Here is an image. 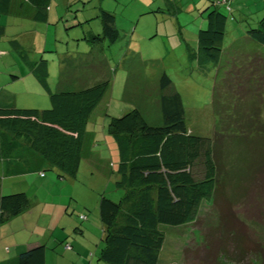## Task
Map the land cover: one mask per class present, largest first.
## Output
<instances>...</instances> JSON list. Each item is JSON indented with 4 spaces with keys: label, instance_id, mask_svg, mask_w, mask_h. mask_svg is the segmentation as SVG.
I'll return each mask as SVG.
<instances>
[{
    "label": "rangeland",
    "instance_id": "1",
    "mask_svg": "<svg viewBox=\"0 0 264 264\" xmlns=\"http://www.w3.org/2000/svg\"><path fill=\"white\" fill-rule=\"evenodd\" d=\"M147 1L51 0L46 22L0 17V24L6 26L0 49L11 52L0 55V106H51L37 74L29 75L42 58L53 91L59 85L76 90L110 80L88 125L97 133L93 154L83 158L77 176L61 178L60 170L47 165L18 179L20 190L16 191L28 194L30 207L0 223V261L17 256L22 250L17 252L16 244L25 243L34 233L41 235L35 241L48 243L45 264H107L99 260L103 245L100 197L104 194L118 201L126 193L116 186L119 152L108 124L111 117L136 107L150 124L161 125L164 73L173 81L166 93L174 89L183 98L190 132L211 140L220 135L217 144L223 152L216 155L222 166L220 188L224 187L220 198L226 200H203L187 223L161 225L165 241L159 264H236L226 259L229 253L249 249L255 241L264 245V44L248 34L264 16V0H231L232 11L224 4L218 6L228 16L218 63L199 52L198 31L211 0H174L163 15ZM101 7L124 11L129 20L124 27L136 30L130 32L131 40L121 37L110 45L107 40L92 43L85 38L102 32L100 17H96ZM76 15L89 23L74 24ZM158 22L170 38L164 32L157 35ZM179 23L185 26L182 30ZM14 40L18 45L14 46ZM0 173L4 180L7 174L1 165ZM204 173L199 161L196 178H203ZM233 176L251 182L247 203L239 199L246 191L244 183L240 186ZM11 182L5 179L4 194L13 193Z\"/></svg>",
    "mask_w": 264,
    "mask_h": 264
},
{
    "label": "trees",
    "instance_id": "2",
    "mask_svg": "<svg viewBox=\"0 0 264 264\" xmlns=\"http://www.w3.org/2000/svg\"><path fill=\"white\" fill-rule=\"evenodd\" d=\"M50 4L51 0H0V16L45 22ZM223 4L232 11L231 0H211L206 25L198 31L202 54L216 63L222 56L227 33L228 16L218 7ZM100 18L102 32L85 38L92 43L107 40L110 45L114 44L120 37L115 14L102 10ZM5 30L6 26L0 25V37ZM248 34L264 44V16L257 27L248 29ZM44 60L35 66V73L47 90L51 106L0 108V159L8 175L41 171L48 165L60 170L61 178L76 177L83 158L93 154L96 135L88 130V125L110 88V80L83 89L58 87L53 91ZM172 85L171 77L164 73L160 80L161 125L150 124L136 107L109 121L108 133L117 142L119 152L116 186L126 189V193L118 201L104 194L100 197L103 245L99 260L107 264H159L165 241L161 225L185 224L194 218L203 200L218 201L219 197L221 203L225 198H220L224 187L220 188L222 166L216 155L223 152L217 144L220 135L211 140L190 132L181 94L174 89L166 93ZM199 161L205 166L201 179L195 175ZM236 177L235 182L245 185L246 191L239 197L245 201L250 197L251 182L246 184L243 176ZM2 187L0 173V223L30 207L26 192L3 194ZM247 202L248 199L244 203ZM236 220L243 228L247 227L242 220ZM46 252L47 244L42 243L0 264H45ZM227 258L236 264H264V245L255 241L251 248L238 250L234 255L229 253Z\"/></svg>",
    "mask_w": 264,
    "mask_h": 264
},
{
    "label": "crops",
    "instance_id": "3",
    "mask_svg": "<svg viewBox=\"0 0 264 264\" xmlns=\"http://www.w3.org/2000/svg\"><path fill=\"white\" fill-rule=\"evenodd\" d=\"M148 2V4L150 5V6H156V8H152V10H157V13H161L162 15L163 14H167V13H169L166 9H165V7H169V6H171L172 4H173V2H175L174 0L173 1H171V0H150V1H147ZM174 7L176 8V5H174ZM174 7H172V8H174ZM49 9H50V6H49ZM102 10H107V11H110V12H112V13H114L115 14V20H116V27L118 28V30H119V33H120V37H119V39L114 43V44H116L120 39H121V37H123L124 39L125 38H130V40L132 39V37H133V35H131L130 34V32L131 31H127L128 29H126L127 27H124V23H127V20H128V18L126 17V15H125V13H124V11H119V9L117 8V7H115V8H113V9H109V8H103V7H101L100 8V11L99 12H97V14H96V17L97 18H99L100 17V14H101V11ZM50 12H51V10H48V17H49V15H50ZM139 15H141V13H139ZM1 17V16H0ZM76 18H77V21H76V23H74V24H76V25H78V24H82V23H84L86 20V22H88L89 23V21L90 20H88V19H84V20H80L79 18H78V15H76ZM84 18H86V17H84ZM48 21V20H47ZM100 21H101V24H102V20H101V18H100ZM129 21V20H128ZM46 22V21H45ZM138 24H139V22L137 23V25L136 26H134V29L136 28L137 29V26H138ZM0 25H2V24H0ZM131 25H132V22H131ZM206 25V19H204V20H202L201 21V23H200V26H205ZM185 26L184 25H182L181 23H179V28H180V30H182L183 28H184ZM122 31V32H121ZM5 32H6V30H5ZM135 32H136V30L134 31L133 30V32H131V33H133V34H135ZM156 32H157V35H160V34H163L162 32H164V31H161V28H160V23L158 22L157 23V26H156ZM122 33H123V35H122ZM164 34L168 37V38H170L169 36H168V33H166V32H164ZM181 34L183 35V33L181 32ZM184 37V36H183ZM184 40H186L185 38H183ZM199 43V42H198ZM18 43H14V46H16ZM129 44V43H128ZM6 52H8V53H6ZM199 52H201V50H199ZM202 53V52H201ZM7 55V54H11V52L10 51H8V49H0V55ZM21 54V53H20ZM192 54H194V53H191V55ZM21 55H23V54H21ZM24 57H25V55H24ZM30 74H32V75H34V76H36V73L35 72H33V71H31L30 73H29V75ZM23 77H24V75H22ZM22 76H17V75H15L14 77H16V78H18V79H21L22 78ZM36 78H37V76H36ZM38 79V78H37ZM58 87H60V88H63V89H65L63 86H61V85H59ZM32 88H29L28 89V93H31L32 92ZM34 90H38V88H36V89H34ZM0 104H1V102H0ZM10 104H12V103H4L2 106H0V108H2V107H6V106H9ZM9 107H11V106H9ZM93 114H94V112L92 113V115H91V118H90V121H91V119H92V116H93ZM94 120H95V122H96V118H94ZM89 131H92V132H94L95 133V135H97V133H96V131H94V130H92V129H88ZM94 147V146H93ZM0 165H1V169L5 172V166H4V162L0 159ZM6 174V173H5ZM24 175H27V173L26 174H22V175H8L7 174V176H5L4 177V180H3V184H4V181H5V179H10V181H12L11 182V184H12V186L10 187L13 191H10V192H17L16 190H20L19 188V185H18V182L19 181H21V180H18V179H21V177L22 176H24ZM40 175L41 176H43L42 175V173H40ZM2 193L4 194V192H3V189H2ZM18 216H16V217H14V219L15 218H17ZM41 235H39V234H37V235H35L34 233L32 234V236H29L27 239H26V242L25 243H17L16 244V250H17V252L19 251H23L24 250V248L26 249V248H31V247H33V246H37V245H40V244H42V242L41 241H35V240H37L36 238H38L39 239V237H40ZM46 244H48V243H46ZM10 250H11V248H9ZM27 250V249H26ZM21 251V252H22ZM10 259V258H9ZM6 260V259H5ZM3 261V260H2ZM1 262V261H0Z\"/></svg>",
    "mask_w": 264,
    "mask_h": 264
},
{
    "label": "built area",
    "instance_id": "4",
    "mask_svg": "<svg viewBox=\"0 0 264 264\" xmlns=\"http://www.w3.org/2000/svg\"><path fill=\"white\" fill-rule=\"evenodd\" d=\"M69 247V246H68Z\"/></svg>",
    "mask_w": 264,
    "mask_h": 264
}]
</instances>
